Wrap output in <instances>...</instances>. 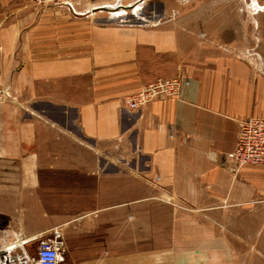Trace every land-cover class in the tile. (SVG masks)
I'll return each instance as SVG.
<instances>
[{
	"label": "crops",
	"instance_id": "crops-1",
	"mask_svg": "<svg viewBox=\"0 0 264 264\" xmlns=\"http://www.w3.org/2000/svg\"><path fill=\"white\" fill-rule=\"evenodd\" d=\"M123 2L0 0V264L56 232L58 264H264V166L227 158L264 117V6ZM174 77L178 97L123 104Z\"/></svg>",
	"mask_w": 264,
	"mask_h": 264
},
{
	"label": "built area",
	"instance_id": "built-area-1",
	"mask_svg": "<svg viewBox=\"0 0 264 264\" xmlns=\"http://www.w3.org/2000/svg\"><path fill=\"white\" fill-rule=\"evenodd\" d=\"M80 0H32L37 7L64 5L72 9L79 7ZM182 79L157 78L138 91L123 97V104L136 110L148 104L158 96L178 97L182 88ZM230 167L236 172L244 165L264 166V117H248L238 122L235 146L227 154ZM59 233L51 238L40 239L37 251L30 258L32 264H58L60 249Z\"/></svg>",
	"mask_w": 264,
	"mask_h": 264
},
{
	"label": "rangeland",
	"instance_id": "rangeland-1",
	"mask_svg": "<svg viewBox=\"0 0 264 264\" xmlns=\"http://www.w3.org/2000/svg\"><path fill=\"white\" fill-rule=\"evenodd\" d=\"M91 2L93 0H80L79 6H83L84 4H87L88 2ZM251 1H254V3L257 1L260 5L264 6V0H124L125 5V14L123 18L131 19L132 21H144V20H150L152 18H161L162 16H168L173 15L174 17L178 16L180 14V11L185 6H196V5H249L252 4ZM138 3L140 6V11L138 10L136 12V15L130 14L131 9L128 8L130 3ZM168 10V11H167ZM173 11V12H172ZM176 15V16H175ZM51 112V110H49ZM58 114V112H56ZM69 122V120H68ZM144 179V177H143ZM148 191V189L146 190ZM145 192V191H143ZM151 207H143V226L145 229L149 227L150 222L146 221L149 219V214L152 213L155 215H160V213L165 212L164 209H160L159 207L156 209H150ZM146 219V220H144ZM153 239L150 238H143V241H151Z\"/></svg>",
	"mask_w": 264,
	"mask_h": 264
},
{
	"label": "water",
	"instance_id": "water-1",
	"mask_svg": "<svg viewBox=\"0 0 264 264\" xmlns=\"http://www.w3.org/2000/svg\"><path fill=\"white\" fill-rule=\"evenodd\" d=\"M99 9H103L104 10V9H107V7H103V8L100 7Z\"/></svg>",
	"mask_w": 264,
	"mask_h": 264
}]
</instances>
